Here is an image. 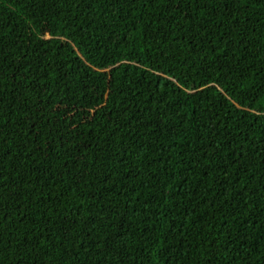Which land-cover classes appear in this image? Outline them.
<instances>
[{"label": "trees", "instance_id": "16d2710c", "mask_svg": "<svg viewBox=\"0 0 264 264\" xmlns=\"http://www.w3.org/2000/svg\"><path fill=\"white\" fill-rule=\"evenodd\" d=\"M0 264H264V0H0Z\"/></svg>", "mask_w": 264, "mask_h": 264}]
</instances>
